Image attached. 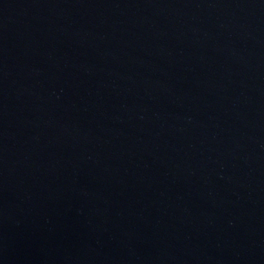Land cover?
Returning a JSON list of instances; mask_svg holds the SVG:
<instances>
[{
  "label": "water",
  "instance_id": "water-1",
  "mask_svg": "<svg viewBox=\"0 0 264 264\" xmlns=\"http://www.w3.org/2000/svg\"><path fill=\"white\" fill-rule=\"evenodd\" d=\"M0 264H264V0H0Z\"/></svg>",
  "mask_w": 264,
  "mask_h": 264
}]
</instances>
